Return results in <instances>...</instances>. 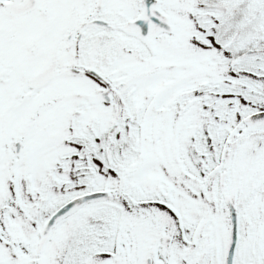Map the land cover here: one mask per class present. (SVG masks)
Returning a JSON list of instances; mask_svg holds the SVG:
<instances>
[{"label":"snow or ice","instance_id":"snow-or-ice-1","mask_svg":"<svg viewBox=\"0 0 264 264\" xmlns=\"http://www.w3.org/2000/svg\"><path fill=\"white\" fill-rule=\"evenodd\" d=\"M0 264H264V0H0Z\"/></svg>","mask_w":264,"mask_h":264}]
</instances>
